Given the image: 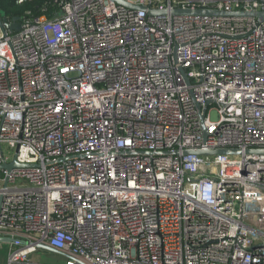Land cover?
Returning <instances> with one entry per match:
<instances>
[{"label": "built area", "instance_id": "1", "mask_svg": "<svg viewBox=\"0 0 264 264\" xmlns=\"http://www.w3.org/2000/svg\"><path fill=\"white\" fill-rule=\"evenodd\" d=\"M122 1L0 24V264H264V0Z\"/></svg>", "mask_w": 264, "mask_h": 264}, {"label": "water", "instance_id": "2", "mask_svg": "<svg viewBox=\"0 0 264 264\" xmlns=\"http://www.w3.org/2000/svg\"><path fill=\"white\" fill-rule=\"evenodd\" d=\"M118 3L124 4L126 6L132 7L128 4H126L124 1L122 0H114ZM144 9V8H142ZM157 11L154 10H149V14H157ZM173 14L175 15H201V16H240V17H256L260 22L264 21V10L263 11H234L231 13L228 12H212V11H205V10H173L172 11ZM20 18L16 17L13 19L12 24H7L6 23V15L4 12H0V24L3 28H7L10 32H18L21 29V22H20ZM252 152V151H249ZM261 153L262 151H256ZM242 151L240 150H228V149H223V150H216V151H209V150H200L197 152H187V154H199V155H218V154H226V155H236V154H241ZM21 167V165H19L17 163L16 160H14V162L12 164L9 165H3L0 167V171L2 170H7L8 172H11L13 169L15 168H19ZM2 204H3V197L0 198V213H1V209H2ZM10 240L7 238H1L0 237V243H9ZM39 248L43 251H47V252H51L55 255H59L61 254L60 251L48 247V246H44V245H40Z\"/></svg>", "mask_w": 264, "mask_h": 264}, {"label": "trees", "instance_id": "3", "mask_svg": "<svg viewBox=\"0 0 264 264\" xmlns=\"http://www.w3.org/2000/svg\"><path fill=\"white\" fill-rule=\"evenodd\" d=\"M57 1L61 0H0V12L5 13L6 20L51 16L59 10Z\"/></svg>", "mask_w": 264, "mask_h": 264}, {"label": "rangeland", "instance_id": "4", "mask_svg": "<svg viewBox=\"0 0 264 264\" xmlns=\"http://www.w3.org/2000/svg\"><path fill=\"white\" fill-rule=\"evenodd\" d=\"M247 212L250 213L249 215V221L250 223H258V224H262L264 221L262 219H258V220H254L252 218V213H256V212H261L262 208L261 206H255V207H248ZM45 251L39 252L37 254L34 255L33 259L36 260H42V261H50V262H62L63 263V259L60 258L59 255L55 256V254L51 253V252H47L44 253ZM3 255H6L5 252H0V256L2 257Z\"/></svg>", "mask_w": 264, "mask_h": 264}, {"label": "crops", "instance_id": "5", "mask_svg": "<svg viewBox=\"0 0 264 264\" xmlns=\"http://www.w3.org/2000/svg\"><path fill=\"white\" fill-rule=\"evenodd\" d=\"M5 255H3L2 257H4ZM1 256H0V258H2Z\"/></svg>", "mask_w": 264, "mask_h": 264}, {"label": "flooded vegetation", "instance_id": "6", "mask_svg": "<svg viewBox=\"0 0 264 264\" xmlns=\"http://www.w3.org/2000/svg\"><path fill=\"white\" fill-rule=\"evenodd\" d=\"M55 256H57V255H55Z\"/></svg>", "mask_w": 264, "mask_h": 264}]
</instances>
